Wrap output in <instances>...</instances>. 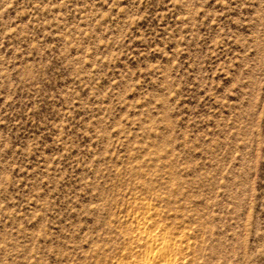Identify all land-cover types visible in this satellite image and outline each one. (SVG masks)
I'll list each match as a JSON object with an SVG mask.
<instances>
[{
	"label": "rangeland",
	"instance_id": "1",
	"mask_svg": "<svg viewBox=\"0 0 264 264\" xmlns=\"http://www.w3.org/2000/svg\"><path fill=\"white\" fill-rule=\"evenodd\" d=\"M154 235L264 264V0H0V264Z\"/></svg>",
	"mask_w": 264,
	"mask_h": 264
},
{
	"label": "bare ground",
	"instance_id": "2",
	"mask_svg": "<svg viewBox=\"0 0 264 264\" xmlns=\"http://www.w3.org/2000/svg\"><path fill=\"white\" fill-rule=\"evenodd\" d=\"M146 245L148 251L138 264H173L174 249L164 242L163 237L158 235L148 236Z\"/></svg>",
	"mask_w": 264,
	"mask_h": 264
}]
</instances>
